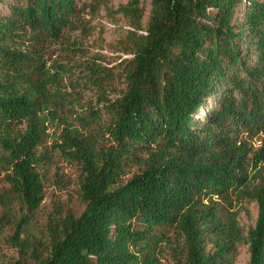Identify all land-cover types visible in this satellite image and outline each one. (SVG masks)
Here are the masks:
<instances>
[{
    "label": "trees",
    "instance_id": "obj_1",
    "mask_svg": "<svg viewBox=\"0 0 264 264\" xmlns=\"http://www.w3.org/2000/svg\"><path fill=\"white\" fill-rule=\"evenodd\" d=\"M7 4L0 226H11L10 264H160L170 233L175 264H234L241 243L247 264H264V0H149L145 23L142 0H128L117 9L130 27L124 86L77 110L58 86L65 68L47 66L43 51L82 26L84 3ZM99 70L87 80L102 85ZM47 122L60 131L53 146L80 168L81 209L37 228ZM244 197L258 207L246 233L233 209Z\"/></svg>",
    "mask_w": 264,
    "mask_h": 264
},
{
    "label": "rangeland",
    "instance_id": "obj_2",
    "mask_svg": "<svg viewBox=\"0 0 264 264\" xmlns=\"http://www.w3.org/2000/svg\"><path fill=\"white\" fill-rule=\"evenodd\" d=\"M15 1L0 0V12L7 13V3ZM127 1L79 0L81 4L84 3V9L81 12L82 26L67 28L59 39L45 44L43 55L46 65L65 68V73L62 74L58 86L62 91L72 94L70 99H73L74 96L77 97L76 101L71 100L69 103V106L74 110L81 109V107H96L101 96L107 95L111 98L124 86L125 65L123 59H128L131 55L124 53L123 48L126 45V35L130 27L122 14L117 12V9ZM142 4L145 8L142 21L145 23L149 0H142ZM92 67L100 69V74L107 73L102 85L87 80ZM205 110L206 106L199 110L196 117H202ZM47 125L51 137L46 141L48 159H46L44 167L41 168L45 176V198L36 215L37 228H41L49 217L56 215V212L61 209L64 210L68 207L75 212L81 209V202L77 195L80 168L75 162L65 159L59 148L53 146V139L60 142L58 137L60 131L50 122H47ZM262 139L255 137L253 139L254 146H259ZM3 175L4 169L0 166V191L8 188V183L3 179ZM130 175L131 173H128L126 177ZM233 204V209L237 211L238 223L246 233L257 219V204L247 197ZM16 213H20V210L15 211ZM10 227L9 224L0 226V264H10L15 256V250L7 239L11 234ZM169 237L170 242L161 245L160 264H175L179 255V244L171 233ZM248 256L247 244H239L234 264H247Z\"/></svg>",
    "mask_w": 264,
    "mask_h": 264
}]
</instances>
